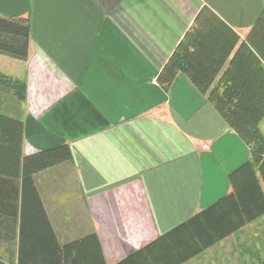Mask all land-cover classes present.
Listing matches in <instances>:
<instances>
[{
    "label": "crops",
    "instance_id": "obj_1",
    "mask_svg": "<svg viewBox=\"0 0 264 264\" xmlns=\"http://www.w3.org/2000/svg\"><path fill=\"white\" fill-rule=\"evenodd\" d=\"M0 17L31 23L27 61L0 54L27 83L25 101L0 89V261L178 264L199 230L176 229L253 198L231 181L250 149L208 97L264 107V0H0ZM62 145L71 159L26 180L27 157ZM181 264H264V214Z\"/></svg>",
    "mask_w": 264,
    "mask_h": 264
},
{
    "label": "trees",
    "instance_id": "obj_2",
    "mask_svg": "<svg viewBox=\"0 0 264 264\" xmlns=\"http://www.w3.org/2000/svg\"><path fill=\"white\" fill-rule=\"evenodd\" d=\"M204 12H210V10L205 8L202 10L201 14ZM30 32L31 23L29 20L14 17H0V54L20 61H27ZM180 48L179 46L178 51L165 65L158 77L159 83L165 90H169L178 72L182 70L180 65ZM0 89L13 91L21 101H25L26 99L27 83L25 80L5 74L1 70ZM206 93V90H203V94ZM225 96L226 94L218 95L216 92H211L208 99L211 104L215 106L217 112H219L228 125L244 140L250 149L251 158L249 162L231 175V181L235 185L239 178L242 179V181L243 179L250 181L253 185L251 194L253 198L251 199L249 197L250 192H241L237 190L220 203L196 215L190 221L176 229L193 231L192 229L197 228V230H199V240H196L195 244L183 254L178 264L195 257L222 238L264 214V191L262 188V184L264 183V135L260 128V122L264 118V107L229 106L231 102H229V98ZM232 100L231 98V101ZM71 157L72 155L68 145H62L27 157L26 161L30 163V175L26 180L32 183V173L65 162L71 159ZM228 202H233L236 206H239L241 213L240 218L234 222H232V220L230 222L228 221L229 223L227 226L220 227L218 224L214 223L213 220L216 219L217 209ZM33 210L43 215L44 223L49 232L53 235L49 219L39 198L36 207L32 209L29 208V211ZM24 211H26V205ZM88 239L96 240L97 237L96 235H90L84 240L86 241ZM22 256L23 252L21 253L19 264H23ZM46 260L47 259L44 258L42 261H39L40 263L36 260L37 262L35 263L55 264L53 258ZM0 264L6 263L0 261Z\"/></svg>",
    "mask_w": 264,
    "mask_h": 264
}]
</instances>
